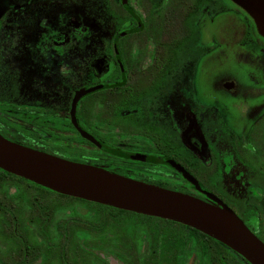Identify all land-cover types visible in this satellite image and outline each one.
Instances as JSON below:
<instances>
[{"label": "flooded vegetation", "instance_id": "1", "mask_svg": "<svg viewBox=\"0 0 264 264\" xmlns=\"http://www.w3.org/2000/svg\"><path fill=\"white\" fill-rule=\"evenodd\" d=\"M0 134L225 205L264 242V0H0ZM62 196L0 169V264H251Z\"/></svg>", "mask_w": 264, "mask_h": 264}, {"label": "water", "instance_id": "2", "mask_svg": "<svg viewBox=\"0 0 264 264\" xmlns=\"http://www.w3.org/2000/svg\"><path fill=\"white\" fill-rule=\"evenodd\" d=\"M0 169L68 197L189 226L220 241L251 264H264V242L225 205L63 159L1 134ZM185 177L194 183L187 173Z\"/></svg>", "mask_w": 264, "mask_h": 264}, {"label": "trees", "instance_id": "3", "mask_svg": "<svg viewBox=\"0 0 264 264\" xmlns=\"http://www.w3.org/2000/svg\"><path fill=\"white\" fill-rule=\"evenodd\" d=\"M62 197H65V196H62ZM106 208L111 209V210H114V211L122 212V213H124V214H131V213H129V212L120 211V210H117V209H114V208H109V207H106ZM157 220H159V219H157ZM165 222H166V221H165ZM169 223L172 224V225H177L178 227H181V228H184V229L190 230V231H192V232H194V233L200 234L199 232L195 231V230L192 229V228L185 227V226H182V225H180V224H175V223H173V222H169ZM159 229H161V228L159 227ZM163 229H165V228H163ZM173 230H174V231H177V230H179V228H175V227H174ZM222 246L225 247L224 245H222ZM225 248H226V247H225Z\"/></svg>", "mask_w": 264, "mask_h": 264}]
</instances>
